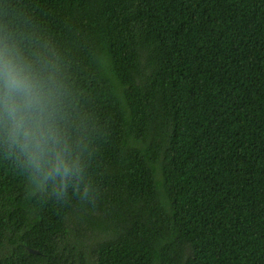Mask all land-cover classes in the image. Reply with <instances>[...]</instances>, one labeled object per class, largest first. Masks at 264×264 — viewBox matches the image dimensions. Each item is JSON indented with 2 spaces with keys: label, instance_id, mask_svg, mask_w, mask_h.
Returning a JSON list of instances; mask_svg holds the SVG:
<instances>
[{
  "label": "trees",
  "instance_id": "obj_1",
  "mask_svg": "<svg viewBox=\"0 0 264 264\" xmlns=\"http://www.w3.org/2000/svg\"><path fill=\"white\" fill-rule=\"evenodd\" d=\"M5 44L74 170L0 129V264H264V0H0Z\"/></svg>",
  "mask_w": 264,
  "mask_h": 264
},
{
  "label": "clouds",
  "instance_id": "obj_2",
  "mask_svg": "<svg viewBox=\"0 0 264 264\" xmlns=\"http://www.w3.org/2000/svg\"><path fill=\"white\" fill-rule=\"evenodd\" d=\"M55 104L47 69L34 67L14 46L0 48V129L27 157L37 184L57 176L65 180L74 170L66 159L67 148L60 147ZM63 195L57 192L56 199Z\"/></svg>",
  "mask_w": 264,
  "mask_h": 264
},
{
  "label": "water",
  "instance_id": "obj_3",
  "mask_svg": "<svg viewBox=\"0 0 264 264\" xmlns=\"http://www.w3.org/2000/svg\"><path fill=\"white\" fill-rule=\"evenodd\" d=\"M29 251H30V252H35V251H33L32 249H30V248H29Z\"/></svg>",
  "mask_w": 264,
  "mask_h": 264
}]
</instances>
